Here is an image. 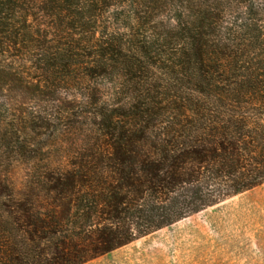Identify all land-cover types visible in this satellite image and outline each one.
Returning <instances> with one entry per match:
<instances>
[{"label":"trees","instance_id":"16d2710c","mask_svg":"<svg viewBox=\"0 0 264 264\" xmlns=\"http://www.w3.org/2000/svg\"><path fill=\"white\" fill-rule=\"evenodd\" d=\"M4 54L82 86L86 128L38 190L2 186L0 264H84L264 182V0H0ZM7 108L6 166L29 155Z\"/></svg>","mask_w":264,"mask_h":264},{"label":"rangeland","instance_id":"374dc122","mask_svg":"<svg viewBox=\"0 0 264 264\" xmlns=\"http://www.w3.org/2000/svg\"><path fill=\"white\" fill-rule=\"evenodd\" d=\"M28 60L0 56L1 68L22 77V86L11 83L0 93L29 152L6 166L0 146V193L5 186L15 200L38 190L35 182L47 167L67 163L71 143L78 145L86 128L83 118L69 116L84 111L82 86L48 90L27 78L33 73ZM84 264H264V182Z\"/></svg>","mask_w":264,"mask_h":264}]
</instances>
